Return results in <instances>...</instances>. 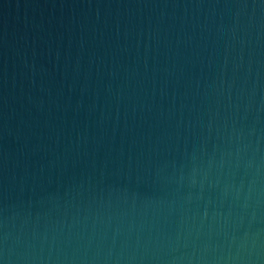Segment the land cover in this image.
<instances>
[{
	"label": "water",
	"instance_id": "obj_1",
	"mask_svg": "<svg viewBox=\"0 0 264 264\" xmlns=\"http://www.w3.org/2000/svg\"><path fill=\"white\" fill-rule=\"evenodd\" d=\"M0 264H264V0H0Z\"/></svg>",
	"mask_w": 264,
	"mask_h": 264
}]
</instances>
